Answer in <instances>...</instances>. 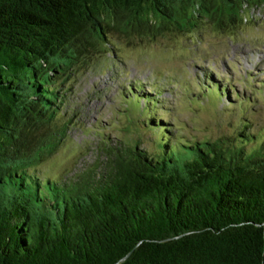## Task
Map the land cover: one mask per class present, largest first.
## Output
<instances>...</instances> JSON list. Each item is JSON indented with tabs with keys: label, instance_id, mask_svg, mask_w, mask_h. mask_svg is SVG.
<instances>
[{
	"label": "trees",
	"instance_id": "16d2710c",
	"mask_svg": "<svg viewBox=\"0 0 264 264\" xmlns=\"http://www.w3.org/2000/svg\"><path fill=\"white\" fill-rule=\"evenodd\" d=\"M263 1L0 0V264H264V139L246 126L182 142L131 85L121 97L135 99L151 151L120 142L67 180L38 167L70 125L71 77L113 52L112 33L234 25ZM206 79L203 97H229Z\"/></svg>",
	"mask_w": 264,
	"mask_h": 264
},
{
	"label": "rangeland",
	"instance_id": "374dc122",
	"mask_svg": "<svg viewBox=\"0 0 264 264\" xmlns=\"http://www.w3.org/2000/svg\"><path fill=\"white\" fill-rule=\"evenodd\" d=\"M191 22L154 36L112 33L113 52L94 55L75 71L62 108L61 121L70 125L38 164L42 178L81 176L120 142L139 139L140 148L152 150L141 117H132L135 99L121 97L131 85L157 100L156 118L182 142L231 137L242 126L264 139V1L242 8L234 25L203 17ZM206 77L227 86L229 97H203Z\"/></svg>",
	"mask_w": 264,
	"mask_h": 264
}]
</instances>
